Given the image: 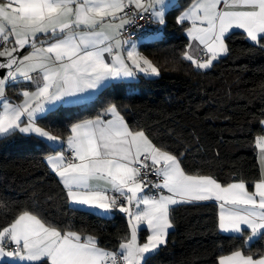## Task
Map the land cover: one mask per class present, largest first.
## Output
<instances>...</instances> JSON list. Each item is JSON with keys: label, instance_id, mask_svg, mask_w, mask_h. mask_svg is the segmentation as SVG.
Segmentation results:
<instances>
[{"label": "snow or ice", "instance_id": "1", "mask_svg": "<svg viewBox=\"0 0 264 264\" xmlns=\"http://www.w3.org/2000/svg\"><path fill=\"white\" fill-rule=\"evenodd\" d=\"M170 18L187 41L179 60L198 73L230 54L237 34L264 51V0H0V149L38 141L72 212L123 221L109 239L104 226L49 212L52 197L2 200L0 264H152L175 209L201 204L215 206L218 231L234 241L215 264H264V247H250L264 240V110L258 171L224 181L188 162L174 130L166 142L116 99L159 75L140 48L162 40Z\"/></svg>", "mask_w": 264, "mask_h": 264}, {"label": "trees", "instance_id": "2", "mask_svg": "<svg viewBox=\"0 0 264 264\" xmlns=\"http://www.w3.org/2000/svg\"><path fill=\"white\" fill-rule=\"evenodd\" d=\"M186 42L182 29L170 18L163 39L140 48L157 64L159 75L142 78L135 95L129 97L121 90L116 99L131 105V120L166 142H172L169 132L174 130L190 149L188 162H205L206 170L221 180H228L232 170L245 175L258 171L254 138L264 110V51L252 48L237 34L229 41L231 53L210 71L198 73L189 62L179 60ZM64 123L57 121L53 126L62 128ZM41 147L38 141L25 138L0 149V201L23 202L35 195L44 202L52 197L44 204L49 212L67 215L78 225L104 226L102 236L115 239L123 223L120 214L102 221L86 212H72L49 175ZM174 217L168 244L152 264H215L216 249L229 248L234 242L218 231L213 204L180 206ZM250 247L254 251L263 247V240H255Z\"/></svg>", "mask_w": 264, "mask_h": 264}, {"label": "crops", "instance_id": "3", "mask_svg": "<svg viewBox=\"0 0 264 264\" xmlns=\"http://www.w3.org/2000/svg\"><path fill=\"white\" fill-rule=\"evenodd\" d=\"M150 43H151V42H150ZM150 43H149V44H150ZM152 77H154V76H152ZM258 151H259V150L256 148V158H257V152H258ZM257 162H258V161H257ZM221 233H222V232H221ZM223 234L228 235L227 233H223ZM254 241H255V240H254ZM254 241H253V242H254ZM253 242H252V243H253ZM263 247H264V240H263Z\"/></svg>", "mask_w": 264, "mask_h": 264}, {"label": "built area", "instance_id": "4", "mask_svg": "<svg viewBox=\"0 0 264 264\" xmlns=\"http://www.w3.org/2000/svg\"><path fill=\"white\" fill-rule=\"evenodd\" d=\"M141 23H143V22H141ZM146 27H149V25H146ZM150 27H155V25H151Z\"/></svg>", "mask_w": 264, "mask_h": 264}, {"label": "rangeland", "instance_id": "5", "mask_svg": "<svg viewBox=\"0 0 264 264\" xmlns=\"http://www.w3.org/2000/svg\"><path fill=\"white\" fill-rule=\"evenodd\" d=\"M152 43V42H151ZM151 78H153V77H151Z\"/></svg>", "mask_w": 264, "mask_h": 264}]
</instances>
